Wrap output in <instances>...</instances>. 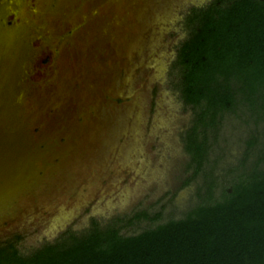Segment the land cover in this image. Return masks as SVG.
Masks as SVG:
<instances>
[{"label":"rangeland","instance_id":"1","mask_svg":"<svg viewBox=\"0 0 264 264\" xmlns=\"http://www.w3.org/2000/svg\"><path fill=\"white\" fill-rule=\"evenodd\" d=\"M209 0H0V242L27 253L90 219L181 210L169 88L187 9Z\"/></svg>","mask_w":264,"mask_h":264},{"label":"trees","instance_id":"2","mask_svg":"<svg viewBox=\"0 0 264 264\" xmlns=\"http://www.w3.org/2000/svg\"><path fill=\"white\" fill-rule=\"evenodd\" d=\"M169 88L189 118L178 140L181 210L90 219L0 264H264V0H209L183 16Z\"/></svg>","mask_w":264,"mask_h":264}]
</instances>
